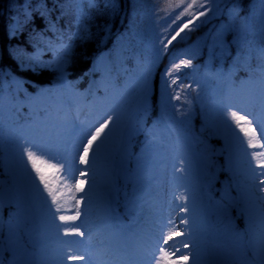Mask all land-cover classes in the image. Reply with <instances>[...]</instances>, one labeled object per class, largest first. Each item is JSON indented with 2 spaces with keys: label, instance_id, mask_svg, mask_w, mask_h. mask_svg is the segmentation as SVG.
Wrapping results in <instances>:
<instances>
[{
  "label": "rangeland",
  "instance_id": "obj_1",
  "mask_svg": "<svg viewBox=\"0 0 264 264\" xmlns=\"http://www.w3.org/2000/svg\"><path fill=\"white\" fill-rule=\"evenodd\" d=\"M190 3H203L204 8L190 9L193 15L188 16L184 5ZM201 11L205 13L203 16L199 14ZM189 20L192 21L189 27L180 32ZM173 36L176 39L165 49L164 42ZM185 59H191V66L175 73L177 83L172 84L168 70ZM59 61V48L54 47L40 66L52 70ZM213 65L226 66L239 75L237 84L231 85L232 76L226 73L223 102L216 91L212 93L218 115L215 124L220 125L217 134L210 130L213 127L210 117L199 108L203 95L200 85L210 76ZM256 70H264V0H131L124 28L93 60L92 74L84 87L30 91L24 79L12 75L9 88L0 94V117L7 121L11 133L16 132L13 148L6 149L0 143V172L15 193L14 203L20 209L17 223L24 226L25 218H29L31 239L36 244V250L30 254L20 249L17 259L56 264L65 250L72 248L90 252L94 264H134L136 260L147 264L153 257L159 258L156 249L163 247L171 252L161 238L167 239L172 228L180 233L169 242L179 249L171 256L178 264H183V256L189 252L193 255L189 256L188 264H193L194 259L196 264H228L227 259L234 252L227 247L231 242L227 238L229 223L218 217L214 203L221 200L225 191L232 200L238 197L245 209V218L237 221L234 218L239 217L233 208L229 210L234 228L247 232L245 222L252 221L261 229V232L252 229L260 259L264 248V193L258 191L257 185L264 179L260 175L264 168L257 161H264V157L251 154L264 149L249 147V137L234 123L225 121L228 105L247 108L264 118L259 103L264 89L262 80L254 78ZM19 113L27 117L18 120ZM109 114L120 117L118 120L114 117V124H110L112 136L95 161L90 152L88 164H81L78 157L83 155L81 145L86 144L87 133L94 132ZM256 131L259 133V127ZM223 140L234 145L232 152L228 153ZM260 143H264V137H260ZM26 144L35 145L33 151L37 147L43 150L46 155L40 159L55 164L56 168L64 165L60 172L41 165L49 186L57 193V202L62 205L59 213L53 205L55 222L51 228H47L51 197L46 190L38 193L34 187L39 185L43 189V184L34 169L28 171L31 161L22 152ZM205 156L210 161L209 167L205 166ZM228 157V173L234 170L249 175V183L235 186L234 192L225 171ZM69 166L71 183L83 181V191L74 188L69 191L63 186L62 173ZM181 166L183 172L179 170ZM120 177L132 183L136 194L133 219L126 225L117 222L113 211ZM102 193L112 208L105 223L95 215L94 199ZM181 194L188 197V212L181 210V201L177 199ZM77 209L81 215L74 223L82 225L79 231L85 232V239L90 233L91 240L83 245H69L65 242L81 238L64 236V223L59 216H75ZM141 214L144 218H139ZM184 218L189 220L187 225L182 222ZM216 224L221 230L219 237L224 239L212 245L211 239L219 232ZM212 247L217 254L210 251ZM110 251L118 256H111ZM65 264L83 262L66 260Z\"/></svg>",
  "mask_w": 264,
  "mask_h": 264
},
{
  "label": "trees",
  "instance_id": "obj_2",
  "mask_svg": "<svg viewBox=\"0 0 264 264\" xmlns=\"http://www.w3.org/2000/svg\"><path fill=\"white\" fill-rule=\"evenodd\" d=\"M26 2L33 6L29 9L33 12L32 19L27 23L22 14ZM41 3L48 10L47 16L33 11ZM95 3V7L89 8L87 0H81L84 13L81 16L76 0H0V94L9 88L12 75L24 79L30 91L76 90L84 87L92 74L93 60L117 38L130 15L131 0H114L115 8L105 7V0H96ZM17 18L21 23L13 35L11 25ZM50 24L55 28H51ZM54 47L59 48L58 65L62 64V71L58 66L52 70L40 66L43 57ZM65 48H68L66 54ZM40 50L47 52L40 53ZM18 115V120L27 117L22 113ZM15 132L11 133L7 121L0 117V143L4 148H13ZM94 202L97 219L106 220L110 203L105 199V194H98ZM53 205L49 209L47 228H51L55 222ZM135 205L136 194L132 184L124 177L118 178L114 207L121 222L132 219ZM19 214L17 204L8 209L0 208V239L6 241V246L7 242H11L16 251L23 249L29 254L36 249V244L31 240L30 230L26 226L29 224L28 217L25 226H20L17 223ZM4 255L11 260L13 253L5 252ZM17 261L19 264H33Z\"/></svg>",
  "mask_w": 264,
  "mask_h": 264
},
{
  "label": "snow or ice",
  "instance_id": "obj_3",
  "mask_svg": "<svg viewBox=\"0 0 264 264\" xmlns=\"http://www.w3.org/2000/svg\"><path fill=\"white\" fill-rule=\"evenodd\" d=\"M77 5L80 9V15L82 16L83 13V6L81 4V0H76ZM213 2H216V0H213ZM87 6L89 8L95 7L96 3L95 0H87ZM61 8H63V5H60ZM105 7H111L115 8L114 0H105ZM33 6L30 2H26L23 6V16H24V22L27 23L32 19L33 12L29 9H32ZM204 8L203 3H190L184 5V12L188 16H192L193 13L189 11L190 9H201ZM33 11H38L41 16H47L48 10L47 8L41 3L40 5L36 6ZM201 16H203L205 13L201 11L199 13ZM192 21L189 20L188 23H185L183 25V28L180 29V32H183L184 29L189 27V24ZM20 20L19 18L16 19V22L11 25V34H15L16 30L20 27ZM175 23V21H173ZM51 28H55V25L50 24ZM180 32L176 33V36L180 35ZM176 36H173L171 40H168L164 42V47L167 49L168 44L172 42V40L176 39ZM71 39V37H70ZM68 48H65V54L67 53ZM191 66V59H185L182 60L180 63L174 64L171 69L168 70L167 75L171 79L172 84L177 83V78H175L174 74L179 72L182 67H189ZM60 70L62 71V64L58 65ZM144 97L146 98L147 93V85L145 83V88L143 90ZM179 98V97H177ZM260 106L262 110H264V95H261L259 100ZM235 108V110H232ZM243 113V114H241ZM114 117L115 120H118L120 117L115 116V114H109L104 121L99 122L98 126L95 127L94 132H89L86 135V144L81 145L83 155H80L78 157L79 162L81 164L87 165L89 161V153H92V159L95 161L96 156L99 154L101 147L109 140V138L112 136V128L110 127V124H114ZM249 117H252V119H249ZM253 120H255L256 125L253 126ZM225 121L234 123L236 128H239L240 132L244 134V136L249 137L248 139V146L252 148H261L264 149V143H260V137H264V118L260 116H256L253 112L248 111L247 108L238 107L237 105H228L225 108ZM231 123H228V127L231 128ZM256 127H259L260 131L257 133ZM105 129H108V132L105 133ZM233 131H235L233 129ZM103 134V135H102ZM90 136V138H87ZM237 136L239 134L237 133ZM36 147L35 145H24L22 147V152L26 153L27 161H31V169H28L29 173H31V170H35L36 176L39 179V182L43 184V189L39 187V185H34L36 188V191L38 193H41L43 191H47L48 196L51 197L52 204L56 205V212L59 213L62 210V205L59 204L58 196L56 191H54L53 188L49 186L48 180H46L45 175L43 174L41 165L45 168L49 169H55L57 172H60L61 169H64V165L61 164L60 168H56L55 164H49L47 161L40 159V157L46 155V153L39 149L37 147L36 151H33L32 148ZM253 157H264V151L261 152H254L251 154ZM49 159H52V157H49ZM206 164V167L210 166V161L207 160V157H204ZM259 166L261 168H264V161H257ZM181 165H183V161H181ZM181 172L184 171L183 167L181 166L179 169ZM81 175H84V172H81ZM260 175L264 176V172H262ZM34 179V178H33ZM62 181L63 186L67 187L69 191H71L73 188L76 191H83V188L81 187L83 181L80 183H71L73 181V176L71 174V166H69L67 169H65L62 173ZM208 185L211 184V177L208 178L207 181ZM258 191L261 193H264V179H260L258 181ZM111 191V189H110ZM210 198V197H209ZM264 198V197H262ZM72 199H76L75 196H72ZM83 199V197H81ZM181 201V210L184 212H188V205L186 203L188 197L184 194H181L179 197H177ZM211 199V198H210ZM0 203H3V192L0 191ZM78 203V201H77ZM216 205V211L218 213L219 218L226 219L229 224H231V217L229 216V210L236 206V203L234 200L229 198L227 191L221 196V200L214 202ZM75 207V205H74ZM245 209L241 208L240 212L241 214H244ZM81 215L80 210L77 209L75 216H59V220L64 223L63 227V235L64 236H76L80 237L79 240H72V241H66L65 243L71 244H78L83 245L86 242L91 240V234L89 233L88 237L85 239V232L79 231V228L82 225L75 224L74 222L76 219ZM55 219V217H53ZM69 221H72L73 223H69ZM185 225L189 223V220L187 218H184L182 221ZM171 224L172 222L169 221ZM61 225H57V228H60ZM59 234V233H58ZM179 236V232H175L172 228L169 229V232L167 234V239H162V243L164 245H167L171 252L167 248H158L156 249L157 252L160 253V256L158 259L155 257L152 258V260H149L147 264H153V260L155 261V264H178L177 260L171 259V256L175 255L179 252V249L176 248L175 243L169 244L170 241H172L173 236ZM190 235V233H189ZM184 247H187V243H183ZM15 251L16 249L13 247V244L11 242H7L3 239H0V264H19V261H17L15 257ZM5 252H11L13 253L12 259L8 260L6 259L4 253ZM193 254L189 252L187 255L183 256V264H188L189 256H192ZM66 260H73V261H81L83 264H94L93 256L90 252H81L79 250H73L72 248H68L65 250V254L60 257L58 261H56V264H65ZM193 264H196V261L194 259ZM250 264H256L255 258L250 262ZM259 264H264V248H262V254L260 258Z\"/></svg>",
  "mask_w": 264,
  "mask_h": 264
},
{
  "label": "bare ground",
  "instance_id": "obj_4",
  "mask_svg": "<svg viewBox=\"0 0 264 264\" xmlns=\"http://www.w3.org/2000/svg\"><path fill=\"white\" fill-rule=\"evenodd\" d=\"M156 28H153L152 30L155 31ZM216 64V61L214 62ZM204 66V65H203ZM219 66V65H218ZM217 65H213L212 69L213 71H209L210 76L208 77V79L206 81H204L203 83H201L200 85V90L203 91V95L201 96L200 99V105L199 108L201 110H203V112L205 114H207L210 117L211 123H213V127L210 128V130L213 131V134H217L220 132V125L219 124H215V122H218V115L216 114V102L213 100L212 98V93L214 91L217 92V96L218 99L223 102L225 99V93H226V84H225V75L226 73H229L232 78L230 80V84L231 85H236L239 79V75L235 74L233 71H231L229 68L223 67V66H219L218 68ZM254 78L256 81H260L262 80L263 83V89H264V70H256V72L254 73ZM213 111V112H212ZM220 119V118H219ZM223 128V127H222ZM223 145H225L228 148V153L233 151V147L229 142L224 141L222 142ZM230 157L227 158V160L224 162L225 165V171L229 170V161ZM251 169V168H250ZM228 173V171H227ZM229 175V185L231 186L232 191L234 192L236 189L235 186H239L240 184H247L248 182V174L245 172H239V171H229L228 173ZM251 183V182H250ZM192 192L194 193V191L192 190ZM192 196V195H191ZM194 196H192L193 198ZM236 203V206L233 207V211H235V215L239 218H234L235 221L237 220H243L245 218L244 214H241L240 209L242 207V203L241 201L237 198L234 199ZM210 213V211L206 212V215ZM139 218H144V215L141 214L139 216ZM235 221H232L231 224H227V229L229 233H227V238L232 242H230V244H227L228 250L233 249V254L230 258L227 259V263L228 264H239L240 262L243 264H250V262L253 260V258H255L256 264H259L260 259L257 256V240L255 238V234H254V230L252 229H256L258 230V232H261V229H258L256 223L254 222H245L247 225V232L245 230H243L242 232H240V230L234 228L235 226ZM143 222V220H141V222H139L138 225H140ZM136 226L137 228H141L140 226ZM217 229L218 228V224H216ZM221 230H219L218 235L214 238L211 239V244L215 245L216 242H223V237L224 236H220ZM235 247L233 248L232 247ZM216 249L214 247H212L210 249V251H212L214 254H217V251H215ZM110 255L112 256H118L116 254V252L114 251H110L109 252ZM237 258H240V260H238ZM239 262H238V261Z\"/></svg>",
  "mask_w": 264,
  "mask_h": 264
},
{
  "label": "water",
  "instance_id": "obj_5",
  "mask_svg": "<svg viewBox=\"0 0 264 264\" xmlns=\"http://www.w3.org/2000/svg\"><path fill=\"white\" fill-rule=\"evenodd\" d=\"M221 152L218 150V155H220ZM0 191L3 192V203H1L4 207H9L12 203V192L7 186V179L3 178L2 183L0 185Z\"/></svg>",
  "mask_w": 264,
  "mask_h": 264
}]
</instances>
